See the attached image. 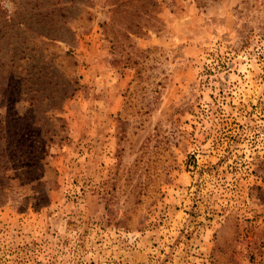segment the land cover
I'll return each instance as SVG.
<instances>
[{
    "label": "rangeland",
    "instance_id": "rangeland-1",
    "mask_svg": "<svg viewBox=\"0 0 264 264\" xmlns=\"http://www.w3.org/2000/svg\"><path fill=\"white\" fill-rule=\"evenodd\" d=\"M0 264H264V0H0Z\"/></svg>",
    "mask_w": 264,
    "mask_h": 264
},
{
    "label": "clouds",
    "instance_id": "clouds-1",
    "mask_svg": "<svg viewBox=\"0 0 264 264\" xmlns=\"http://www.w3.org/2000/svg\"><path fill=\"white\" fill-rule=\"evenodd\" d=\"M14 11H15V8L14 7H12V8L9 9V12H14Z\"/></svg>",
    "mask_w": 264,
    "mask_h": 264
}]
</instances>
